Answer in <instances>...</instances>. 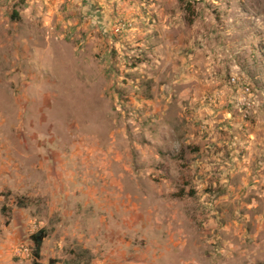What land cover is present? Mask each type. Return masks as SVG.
Returning <instances> with one entry per match:
<instances>
[{"label":"rangeland","instance_id":"374dc122","mask_svg":"<svg viewBox=\"0 0 264 264\" xmlns=\"http://www.w3.org/2000/svg\"><path fill=\"white\" fill-rule=\"evenodd\" d=\"M109 1L0 2V264L40 229V264H264L263 194L171 176L139 0Z\"/></svg>","mask_w":264,"mask_h":264},{"label":"crops","instance_id":"0c3cea01","mask_svg":"<svg viewBox=\"0 0 264 264\" xmlns=\"http://www.w3.org/2000/svg\"><path fill=\"white\" fill-rule=\"evenodd\" d=\"M121 6L116 10L124 15L138 10ZM139 45L156 55L153 109L173 115L172 137L157 141L177 164L171 176L222 195L206 205L254 191L264 195V0H139ZM243 85L251 89L250 107L241 102ZM160 157L158 150L155 160Z\"/></svg>","mask_w":264,"mask_h":264},{"label":"trees","instance_id":"16d2710c","mask_svg":"<svg viewBox=\"0 0 264 264\" xmlns=\"http://www.w3.org/2000/svg\"><path fill=\"white\" fill-rule=\"evenodd\" d=\"M45 236H46V232L44 229H40L39 231L33 233L30 236V240L33 243L32 246L33 264H40L38 260L41 258L42 243Z\"/></svg>","mask_w":264,"mask_h":264},{"label":"built area","instance_id":"2783aa9c","mask_svg":"<svg viewBox=\"0 0 264 264\" xmlns=\"http://www.w3.org/2000/svg\"><path fill=\"white\" fill-rule=\"evenodd\" d=\"M229 82L231 84H237L238 83V78L235 77V76H231L229 78ZM242 87V91H243V97L241 98V102L247 106V107H250L252 105V101H251V98L249 97V95L251 94V89L248 85H243L241 86ZM26 251V249H25Z\"/></svg>","mask_w":264,"mask_h":264}]
</instances>
